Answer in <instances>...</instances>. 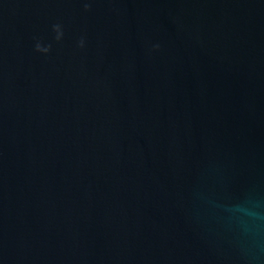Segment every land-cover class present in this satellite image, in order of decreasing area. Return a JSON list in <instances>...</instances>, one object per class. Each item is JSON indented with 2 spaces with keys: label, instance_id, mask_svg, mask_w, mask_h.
I'll return each mask as SVG.
<instances>
[{
  "label": "water",
  "instance_id": "water-1",
  "mask_svg": "<svg viewBox=\"0 0 264 264\" xmlns=\"http://www.w3.org/2000/svg\"><path fill=\"white\" fill-rule=\"evenodd\" d=\"M0 264H264V0H0Z\"/></svg>",
  "mask_w": 264,
  "mask_h": 264
}]
</instances>
